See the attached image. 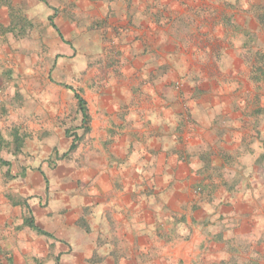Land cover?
Returning a JSON list of instances; mask_svg holds the SVG:
<instances>
[{"label": "crops", "instance_id": "0c3cea01", "mask_svg": "<svg viewBox=\"0 0 264 264\" xmlns=\"http://www.w3.org/2000/svg\"><path fill=\"white\" fill-rule=\"evenodd\" d=\"M3 1L0 135L26 139L0 150V264H228L253 245L264 257V78L244 45L264 40V0H9L24 35ZM66 86L89 116L74 151Z\"/></svg>", "mask_w": 264, "mask_h": 264}, {"label": "rangeland", "instance_id": "374dc122", "mask_svg": "<svg viewBox=\"0 0 264 264\" xmlns=\"http://www.w3.org/2000/svg\"><path fill=\"white\" fill-rule=\"evenodd\" d=\"M255 2L260 3V0H255ZM70 5H71V3H69L68 5H65L63 8H60V11L57 13L59 18H61V17L63 18L62 19L63 21H60L58 27L62 30L61 33L63 35V38L66 40V43H70V33H69V25L70 24L67 23V22H69V20H68L69 19V17H68L69 10L72 8V6H70ZM255 5H257V4H255ZM252 11H253L252 13L254 14V9ZM247 36L248 35H246V38L244 39V43H245L244 45L246 46V49H247V57L249 58L248 61L252 63V68L258 67L262 70V72H263L262 76L264 78V58H263V61H261V63H259L258 65L256 63L257 60L254 59V55L256 52L264 53V40L261 39L260 35H257V34L256 35L254 34V35L248 36V37ZM83 37H84V35H83ZM49 43L52 44L51 40H49ZM64 45H65V42H63V51H62L63 53H64ZM29 46L30 47L35 46L33 39L29 40ZM83 53H85V51ZM62 57L64 58L65 55L63 54ZM66 57H67V60L64 61V59H63V61L68 64L71 61H73L74 55H72V57L70 55H66ZM80 57H81L80 59H82L84 61V60H86V58L88 56L86 54H82ZM92 57L95 58L96 61H103V59L105 58V56H102V54H100V53H98L97 55L92 56ZM111 58H112L111 59L112 63L115 65L116 64L115 57L112 56ZM107 63L110 64L109 62H107ZM68 69L69 68L66 66L67 71H68ZM251 72H252V70H251ZM258 77L260 78V76H258ZM59 95H61V94H59ZM61 99H63V101H66L67 97L63 96V98H61ZM255 104L256 105L254 106V109L257 108V110H255V112L256 111L257 112L258 111L264 112V107H261V104L264 105V102H262L260 99H256ZM66 123H69V121H66ZM4 136L6 138L5 139L6 141L3 140V142L6 146H4L3 148H0V150L2 151L1 154L3 155V157H10L11 155L17 156V154H13V151H14L13 145L12 146L10 145V144H12L11 134H5ZM48 136L49 135H47V137ZM26 157L27 158L31 157V155L28 154ZM245 249L246 248L244 247L241 251V248H240L238 250V251H240L238 253V254H240V257H237V260H235V261L233 260L228 264H264V257H260L261 247L259 245H256V246L253 245L252 250L250 251V249H249L250 253H248V250L247 249L245 250ZM235 253H237V252H235ZM244 258H246V259L244 260Z\"/></svg>", "mask_w": 264, "mask_h": 264}, {"label": "trees", "instance_id": "16d2710c", "mask_svg": "<svg viewBox=\"0 0 264 264\" xmlns=\"http://www.w3.org/2000/svg\"><path fill=\"white\" fill-rule=\"evenodd\" d=\"M3 3L8 8L9 16L11 17L10 27L7 30L11 32V31H14L15 29L18 28L23 34V30L25 29V25H26L25 20L20 18L19 15H18V17L13 16V9L10 7V1L9 0H5V1H3ZM253 9H254L255 19L262 26V28L264 30V6H253ZM263 58H264V53L256 52L254 55V59L257 60L256 61L257 65L259 63H261V61H263ZM262 73L263 72L260 68L254 67V68H252L251 78L253 80L258 81V78H259L258 76L263 77ZM66 88L71 90L74 93V98L77 101V111H78L77 115H78L79 120H80L77 127L74 126V120H71L70 121L71 125L66 127V129H65V135L68 138H70V140H71V145L69 147V151H74L77 148L78 143L84 138L86 133H88V131H89V129H88L89 116H88L86 104H85L84 100L81 98V96L72 88L67 87V86H66ZM77 129H81V133L78 134ZM11 138H12V145H13V150H14L13 154H18L23 147L26 136L25 135H19L17 132H15L14 134H11ZM4 146H6V145L4 144L3 138L0 135V148H3ZM9 165H10L9 162L0 159V166L8 167ZM24 223H25V225H29L31 227L33 225L27 219H25ZM9 264H12V263L9 262Z\"/></svg>", "mask_w": 264, "mask_h": 264}]
</instances>
